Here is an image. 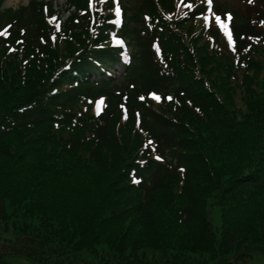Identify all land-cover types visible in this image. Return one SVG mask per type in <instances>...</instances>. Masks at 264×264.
<instances>
[{
    "label": "trees",
    "instance_id": "16d2710c",
    "mask_svg": "<svg viewBox=\"0 0 264 264\" xmlns=\"http://www.w3.org/2000/svg\"><path fill=\"white\" fill-rule=\"evenodd\" d=\"M7 19L16 38L26 30L27 48L7 57L0 40V264H243L264 254V62L239 79L195 37L163 44L161 70L135 36L124 78L96 84L83 71L93 57L108 64L106 50L62 57L36 38L33 7ZM232 29L239 48L255 32L239 13ZM99 95L94 119L84 100ZM123 112L127 127L114 129Z\"/></svg>",
    "mask_w": 264,
    "mask_h": 264
},
{
    "label": "rangeland",
    "instance_id": "374dc122",
    "mask_svg": "<svg viewBox=\"0 0 264 264\" xmlns=\"http://www.w3.org/2000/svg\"><path fill=\"white\" fill-rule=\"evenodd\" d=\"M30 1L32 2H48L52 1L53 7L56 9L63 8L65 9L66 6L69 5L67 2L68 0H6L3 5V9L7 11H13L17 9L20 6H26ZM79 6L77 8L81 9L83 7L84 0H75ZM226 1V6L228 9H231V7H236L240 8L242 11L243 9H247L248 4L243 2L242 0L234 1V0H225ZM223 2V0H222ZM174 4H176L174 2ZM175 6V5H174ZM183 10V9H182ZM249 11H253L252 8L248 9ZM246 11V10H245ZM244 11V12H245ZM66 14V13H64ZM63 18L66 17V15H62ZM184 13L183 12H178L174 11V13H171L168 18L165 17L162 13L157 12L155 14H152L149 16V22L152 24L153 28L156 29L159 33L158 36H162L165 40L168 41V44L173 41H182L186 40L185 36H187L188 40H191L193 36H196L195 33L200 31L202 33L203 37L199 39V35H197L199 39V47L203 49L209 57H212L211 63L216 65V59L212 55V44L210 41H206V32H210L212 30H216L215 27H209L207 29L201 28L203 25V22L195 23L192 25H184ZM168 21V22H167ZM213 21V20H212ZM169 23V24H168ZM210 24V23H209ZM49 25L45 23L43 27V31L50 30ZM162 26V27H161ZM99 31V34H98ZM180 31V33H178ZM94 34L101 35L103 37H107V35H103L100 30H98L97 27H95L94 32L90 31H85V32H75L72 34V39H68L66 41L62 40L60 37H54L53 41L55 44H59L60 46V51H61V56L62 57H67L68 52H73L75 54L81 45H89L91 43V36H95ZM186 34V35H184ZM212 36V34H211ZM218 51V49H216ZM200 52H203L202 50ZM254 59L258 60L259 62H264V50L258 51L254 55ZM264 72V68L259 69V74L262 75ZM122 72H119V75ZM118 74V72H117ZM157 107V106H156ZM78 109V108H77ZM199 115V112H198ZM114 129H121V128H126L127 127V122H125L122 118H118L114 122ZM39 151V150H38ZM214 223L218 224V215H214L213 217ZM17 264H25L24 262L22 263H17ZM243 264H264V256H261L259 254H252L251 259H244Z\"/></svg>",
    "mask_w": 264,
    "mask_h": 264
},
{
    "label": "snow or ice",
    "instance_id": "6c2138e0",
    "mask_svg": "<svg viewBox=\"0 0 264 264\" xmlns=\"http://www.w3.org/2000/svg\"><path fill=\"white\" fill-rule=\"evenodd\" d=\"M206 2L211 5L213 0H206ZM117 6L115 7V14L117 16H120L121 14V8L118 6L119 0H116ZM249 3H251V0H249ZM47 11V9H45ZM213 16H214V22L212 21V19L208 16L204 17L205 23L209 24V23H213V24H219L221 28H223L225 30V33L228 34L229 33V28H228V24L222 20V16H225L227 18V21H231L232 20V14L231 13H222V14H216L215 12H213ZM55 18V17H53ZM261 24H264V21H261ZM10 27V25H9ZM231 38V37H230ZM149 95L151 96L152 99L155 100H160V96L157 95L155 92L153 93H149ZM168 100H172L173 97L171 96H167L166 97ZM141 100L145 99L144 96L140 97ZM189 103H191V101H189ZM197 111H199V109H197ZM157 160L162 159L160 156H156L155 157ZM135 182H139V181H135Z\"/></svg>",
    "mask_w": 264,
    "mask_h": 264
}]
</instances>
